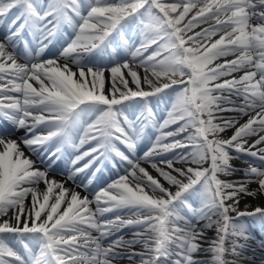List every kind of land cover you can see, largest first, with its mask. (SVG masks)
Instances as JSON below:
<instances>
[{
	"label": "snow or ice",
	"instance_id": "6c2138e0",
	"mask_svg": "<svg viewBox=\"0 0 264 264\" xmlns=\"http://www.w3.org/2000/svg\"><path fill=\"white\" fill-rule=\"evenodd\" d=\"M257 231L264 0H0V264H264Z\"/></svg>",
	"mask_w": 264,
	"mask_h": 264
},
{
	"label": "bare ground",
	"instance_id": "6f19581e",
	"mask_svg": "<svg viewBox=\"0 0 264 264\" xmlns=\"http://www.w3.org/2000/svg\"><path fill=\"white\" fill-rule=\"evenodd\" d=\"M17 135H22V133H17ZM233 163L236 164V165H238V166L241 165V161H239V160L234 161ZM53 175H55L57 179H61V176L59 175V172H57V173H55ZM240 175H242V174L241 173H237V176H240ZM68 186L69 187H73V185L71 183H69ZM252 187H255V185H252ZM246 202L247 203H250V204H258V203H260L259 200H253L251 197H244L241 200V207H243L244 203H246ZM209 235H212V233L210 232ZM255 236H256L255 240L251 243V249L254 252H255V250H254L255 249L254 244H257V243L260 242L261 234L257 231L256 234H255ZM249 254H251V253H249ZM256 259L259 260L260 259V256L259 257L256 256Z\"/></svg>",
	"mask_w": 264,
	"mask_h": 264
}]
</instances>
